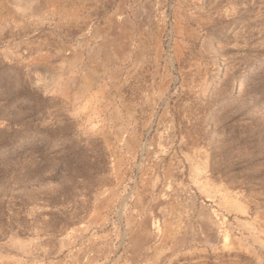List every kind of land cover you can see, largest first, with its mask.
Here are the masks:
<instances>
[{"label":"rangeland","instance_id":"1","mask_svg":"<svg viewBox=\"0 0 264 264\" xmlns=\"http://www.w3.org/2000/svg\"><path fill=\"white\" fill-rule=\"evenodd\" d=\"M0 264H264V0H0Z\"/></svg>","mask_w":264,"mask_h":264},{"label":"crops","instance_id":"2","mask_svg":"<svg viewBox=\"0 0 264 264\" xmlns=\"http://www.w3.org/2000/svg\"><path fill=\"white\" fill-rule=\"evenodd\" d=\"M238 209V210H237ZM237 212L242 213L241 215H245L244 211L245 208L243 205L238 204L237 205ZM247 214H249V211H246ZM237 227H240L242 231H245V229H253V230H258L259 228V222L257 219H252V218H243L241 222H237ZM243 235V232L241 233Z\"/></svg>","mask_w":264,"mask_h":264}]
</instances>
